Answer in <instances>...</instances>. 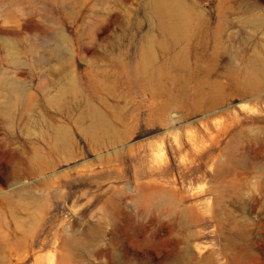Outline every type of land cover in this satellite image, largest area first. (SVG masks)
Instances as JSON below:
<instances>
[{
	"label": "rangeland",
	"instance_id": "obj_1",
	"mask_svg": "<svg viewBox=\"0 0 264 264\" xmlns=\"http://www.w3.org/2000/svg\"><path fill=\"white\" fill-rule=\"evenodd\" d=\"M161 1L0 0V264H264V0Z\"/></svg>",
	"mask_w": 264,
	"mask_h": 264
},
{
	"label": "bare ground",
	"instance_id": "obj_2",
	"mask_svg": "<svg viewBox=\"0 0 264 264\" xmlns=\"http://www.w3.org/2000/svg\"><path fill=\"white\" fill-rule=\"evenodd\" d=\"M179 2V1H178ZM165 7L166 9L170 10L172 9V5L167 1V0H162L161 1V7ZM160 11V9H158ZM186 12V11H185ZM168 14H170L168 12ZM167 15V14H166ZM169 16V15H168ZM167 19V18H166ZM187 19L182 18L180 21L174 16L170 15L168 20H165L163 22V26L170 32L174 33L176 31H181L183 27L186 26ZM91 113V112H90ZM93 114V113H92ZM101 114V113H100ZM91 115V114H90ZM93 116V115H92ZM96 122L99 124L103 123V120L101 119L100 116L95 115ZM92 121V120H90ZM93 123V122H92ZM92 125V124H91ZM107 126V125H106ZM109 130V129H108Z\"/></svg>",
	"mask_w": 264,
	"mask_h": 264
}]
</instances>
